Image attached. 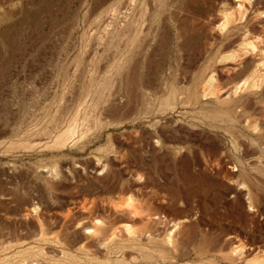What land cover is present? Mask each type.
<instances>
[{"label":"rangeland","instance_id":"rangeland-1","mask_svg":"<svg viewBox=\"0 0 264 264\" xmlns=\"http://www.w3.org/2000/svg\"><path fill=\"white\" fill-rule=\"evenodd\" d=\"M261 49L264 0H0V221L133 208L142 242L55 258L264 264Z\"/></svg>","mask_w":264,"mask_h":264},{"label":"bare ground","instance_id":"bare-ground-1","mask_svg":"<svg viewBox=\"0 0 264 264\" xmlns=\"http://www.w3.org/2000/svg\"><path fill=\"white\" fill-rule=\"evenodd\" d=\"M237 1L239 3V0ZM225 19L226 20L230 19V17ZM224 24L222 23L223 26ZM250 47L252 46L250 45ZM256 50L257 49H255V52ZM259 51H263L264 53L263 49ZM262 64H264V61ZM11 199L12 197H10V194L0 190V203H6L8 202V200L11 201ZM132 200L130 199L129 202ZM50 204L54 205L53 200L52 203L50 201ZM132 209L131 211L129 210L127 212V215H125L126 217L125 220L127 225H125L126 223H124L123 224L124 226H122L121 228L119 227L117 228V226L112 227L113 224L111 225V223L107 221V218L100 219L99 217V219L95 218L96 219L95 221L90 220L88 219L86 214L84 213L76 214L75 212H72L70 208L67 212H60L52 208L49 205L48 201L43 199V197H30L28 199H25L24 201L21 202V205L19 207L6 212L7 217L5 221H0V264H14V263L15 264H71L70 263L71 261L70 262L61 261L58 258L57 259L55 258V255L59 251L58 247L62 246V244L71 246L72 244L79 243L80 244L79 246L82 249V251L87 253L88 248H90V246L106 248L108 244H112L116 242L117 247H124L125 246L124 244L126 242L131 244L140 243L142 242L143 239L148 237V234L143 231H136L135 230L136 228L133 229L135 226H137L135 224H134L135 226L132 224L134 217L137 215L135 214L137 210L134 212ZM113 210L115 213L117 212L116 209ZM139 216H142V214ZM130 222H132L131 224L133 225V228L132 225H129ZM179 224L180 222L172 223V226L174 227L173 231L179 226ZM173 231H169L167 235L165 234L166 235L165 238L170 245L172 243L174 245L175 242L174 240L175 236L173 234ZM242 247L243 246H241V248ZM238 250L237 252L239 253ZM242 250L244 249L242 248L241 251ZM235 251H233V253ZM237 252L234 254L235 255L238 254ZM47 253H50L51 255L48 256ZM243 253L244 251L242 252V254ZM52 258L58 261L52 260ZM79 264H84V263L79 262Z\"/></svg>","mask_w":264,"mask_h":264}]
</instances>
